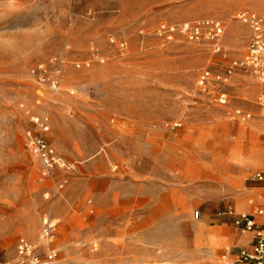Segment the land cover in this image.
<instances>
[{"label": "rangeland", "instance_id": "1", "mask_svg": "<svg viewBox=\"0 0 264 264\" xmlns=\"http://www.w3.org/2000/svg\"><path fill=\"white\" fill-rule=\"evenodd\" d=\"M242 10L264 16V0H0V264L15 259L19 237L42 250L46 218L57 223L49 245L76 264H221L240 246L248 233L214 213L264 195L250 180L264 168L262 86L236 69L221 106L196 79L242 56ZM201 19L223 23L224 54L153 35ZM59 52L61 90L50 96L28 69ZM235 108L250 118L227 115ZM30 114H47L69 169L41 177L25 146Z\"/></svg>", "mask_w": 264, "mask_h": 264}, {"label": "built area", "instance_id": "2", "mask_svg": "<svg viewBox=\"0 0 264 264\" xmlns=\"http://www.w3.org/2000/svg\"><path fill=\"white\" fill-rule=\"evenodd\" d=\"M235 19L245 25L249 30L248 43L242 56L229 62L224 71H213L204 68L196 79L198 90L221 106L229 103V94L226 86L229 84L236 69H242L251 74L256 82L262 86L257 94L256 100L264 107V16L250 10L239 11ZM224 25L217 19H201L199 21L181 22L176 24L160 23L154 30L153 35L164 40L172 41L181 36L186 41L206 45L213 54H224L222 44ZM109 41L123 48L124 41L116 42L114 36H109ZM97 57V56H96ZM98 58V57H97ZM66 55L62 52L56 53L44 60L36 62L28 69V76L37 83L41 90L47 91L48 95L60 92ZM103 61L102 58H99ZM86 61V65H89ZM80 63H76L79 67ZM232 118L247 121L251 114L240 108L227 111ZM31 127L25 131V146L34 155L40 164V175L48 177L53 168H67L63 158L58 154L54 146L49 142L47 134L50 131V122L47 114L29 115ZM179 122L172 123V128L179 126ZM250 180L264 183V171H255L250 175ZM65 180L57 187L62 188ZM252 202V201H250ZM264 214L261 208L254 207L251 212L237 213L235 209L217 211L214 218L226 220L231 219L233 224L244 231L253 233V239L249 248H241L232 259L223 254L220 257L221 264H264V223L256 220L257 216ZM201 212L195 209L192 212L193 219H199ZM57 234V223L46 218L41 231V239L44 247L32 244L28 239L19 237L15 243L16 257L5 264H76L69 259L60 256L59 252L49 245Z\"/></svg>", "mask_w": 264, "mask_h": 264}, {"label": "crops", "instance_id": "3", "mask_svg": "<svg viewBox=\"0 0 264 264\" xmlns=\"http://www.w3.org/2000/svg\"><path fill=\"white\" fill-rule=\"evenodd\" d=\"M255 171H264V168H257V169H255L253 172H255ZM252 172V173H253ZM259 183V182H258ZM259 184H263L261 187H256V188H262V189H264V183H259ZM205 188H208L207 186H204ZM209 189V190H208ZM206 191H204V194H216V193H211V189L210 188H208ZM250 201H252V202H250ZM254 207H258V208H261L263 211H264V195L263 194H258V195H254V194H251L248 198H247V200H246V203L245 204H243V205H241L240 206V209L242 210V211H240V212H246V213H248V212H251L252 210H253V208ZM229 208H233V209H235L236 210V207H227V208H224V209H219V210H217V211H220V210H226V209H229ZM199 210V209H198ZM216 211V212H217ZM201 212V211H200ZM215 212V213H216ZM236 212L237 213H240V212H238L237 210H236ZM214 213V214H215ZM201 217H202V213H201ZM200 217V218H201ZM227 219H229V218H227ZM226 219V220H227ZM256 220L258 221V222H260V223H264V214L263 215H261V216H257L256 217ZM221 223L222 224H224L225 223V220L224 221H221ZM237 229L238 230H240L241 231V233H244V232H247L248 233V235L246 234V235H244V234H239L238 236H237V244L238 245H240V246H238L237 247V249L235 250V251H233L231 248H226L225 249V252L223 253V254H226V255H228V257L230 258V259H232L233 257H234V255L239 251V249H241V248H249L250 247V245H251V242H252V239H253V233L252 232H250V231H244V230H241L240 228H238L237 227ZM222 254V255H223Z\"/></svg>", "mask_w": 264, "mask_h": 264}]
</instances>
